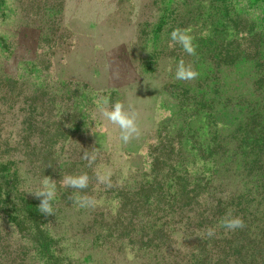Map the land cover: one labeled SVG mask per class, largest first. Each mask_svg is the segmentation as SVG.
<instances>
[{
	"label": "rangeland",
	"instance_id": "1",
	"mask_svg": "<svg viewBox=\"0 0 264 264\" xmlns=\"http://www.w3.org/2000/svg\"><path fill=\"white\" fill-rule=\"evenodd\" d=\"M142 5L134 54L153 53L151 59L163 64L160 53L168 49L171 31L191 29L196 56L179 44L171 49L176 102L186 98L175 78L186 56L208 76L216 71L223 78L222 94L210 77L203 90L213 92L225 123L216 135L194 140L210 144L206 167L194 168L193 177L185 174L183 161L196 160V151L185 139L192 132L188 122L177 113L162 133L158 178H132L114 227L96 200L106 187L96 179L105 170L98 151L108 143L98 139L89 166L82 155L95 146L80 110L68 99L85 92L77 82L68 86L61 80L84 75L68 69L74 62L63 57L71 38L64 0H0V264H264V0H143ZM154 73L169 78L162 68L139 72ZM81 173L88 174L89 185L77 191L95 198V207L77 211L63 198L52 201L55 214L38 211L40 200L30 191L44 176L62 188L64 175ZM229 212L246 227H219ZM210 227L216 229L212 237L206 234Z\"/></svg>",
	"mask_w": 264,
	"mask_h": 264
},
{
	"label": "crops",
	"instance_id": "2",
	"mask_svg": "<svg viewBox=\"0 0 264 264\" xmlns=\"http://www.w3.org/2000/svg\"><path fill=\"white\" fill-rule=\"evenodd\" d=\"M142 3L143 0H64L65 22L71 38L68 43V54L63 57L68 55V60L74 62L67 64L68 69L82 71L84 75L83 77L76 75L75 78L69 76L61 80L69 84L68 86L77 82V86L84 89V94L70 96L68 99L69 103L71 101L80 110L86 135H90L95 150H98L96 143L99 138L100 142L108 143L107 149L98 151V157L104 162L105 170L102 174L110 176L112 186H106L96 200H100L105 206L102 207L110 216L114 227L122 218V211L125 208L123 193L125 189L131 187L132 178L138 176L147 181L158 178L159 172L155 167L161 165L159 153L165 143L162 133L170 129L173 117L177 113L184 114L188 128L192 131H187L185 139L192 144L190 150L196 151V160L192 158L183 161L182 165L185 174L192 177L194 168L206 167L208 158L204 156L208 157V153L205 154V151L210 148V144L194 140L198 135L201 137L216 135L218 129L225 124L221 115L224 113H220L221 109L218 108L219 103L213 92L203 93L205 87H210L208 84L210 77V82L215 81L222 94L223 78L216 76V71L208 76L197 60L186 56L183 59L186 61L185 65L190 64L199 76L194 80H179L180 94L182 98L183 96L186 98L185 101L178 103L179 101L173 99L176 93H173L170 78L171 49L168 47L160 53L164 55L163 64L151 59L153 53L140 50L134 54L137 52L134 49L137 38L136 21ZM161 68L167 71L169 75L167 80L165 75L161 74L147 76L139 74L140 71L153 73L160 71ZM105 96L110 97L113 103L121 101L127 110L138 114L137 123L140 129L138 138L123 143L118 127L100 116L96 101ZM132 98L134 102L130 108L128 104L133 101ZM137 98L142 101L138 102ZM138 103H141V109ZM210 120L211 124L208 123ZM145 121L146 125L143 127ZM141 128L148 129L145 131ZM168 175H171L169 161ZM132 185L134 187L136 183ZM72 193L84 196L77 190H64L56 186V196L61 198L54 200L66 198L72 209L77 211L87 209L77 207L68 199Z\"/></svg>",
	"mask_w": 264,
	"mask_h": 264
},
{
	"label": "clouds",
	"instance_id": "3",
	"mask_svg": "<svg viewBox=\"0 0 264 264\" xmlns=\"http://www.w3.org/2000/svg\"><path fill=\"white\" fill-rule=\"evenodd\" d=\"M190 32L191 29L174 28L170 33L168 47L172 49L179 44L188 55H196V46L193 44V37L189 34ZM198 76L199 73L195 71L190 64L185 65L183 60L179 61L175 72V78L177 80L189 81L196 79ZM96 105L100 116L110 124L118 127L120 139L123 143L126 144L130 140L139 137L140 129L137 123L138 114L135 111L127 110L125 105L119 100L114 103L111 102L110 97L107 96L98 99ZM82 158L87 160L89 166H91L96 158L95 149L92 151L85 150ZM89 179L87 173H81L79 175L68 174L62 177L60 186L64 189L84 190L89 185ZM96 179L98 183L105 184L107 187L112 186L109 175L97 174ZM30 193L40 200L38 211L41 214L45 216L55 214L52 205V201L56 196L55 180L49 176H44L40 181V186L30 191ZM68 199L72 200L73 203L80 208L95 207L97 203L93 197L87 195L78 196L75 193H72ZM219 227L227 231H235L246 227V225L241 217L233 216L232 213L229 212L225 217L221 218ZM206 234L208 237H212L216 234V229L210 227L207 229ZM197 235L204 238L199 234Z\"/></svg>",
	"mask_w": 264,
	"mask_h": 264
}]
</instances>
